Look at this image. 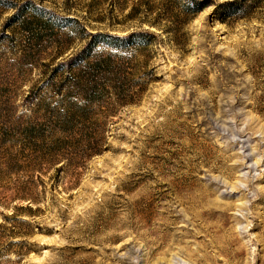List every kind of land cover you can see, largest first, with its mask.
<instances>
[{
    "label": "rangeland",
    "instance_id": "rangeland-1",
    "mask_svg": "<svg viewBox=\"0 0 264 264\" xmlns=\"http://www.w3.org/2000/svg\"><path fill=\"white\" fill-rule=\"evenodd\" d=\"M0 264H264V0H0Z\"/></svg>",
    "mask_w": 264,
    "mask_h": 264
},
{
    "label": "trees",
    "instance_id": "trees-1",
    "mask_svg": "<svg viewBox=\"0 0 264 264\" xmlns=\"http://www.w3.org/2000/svg\"><path fill=\"white\" fill-rule=\"evenodd\" d=\"M98 36H104V34H101V33H97L94 35V37H98ZM106 37H108V39H114L115 37L114 36H111V35H106ZM111 41V40H110Z\"/></svg>",
    "mask_w": 264,
    "mask_h": 264
}]
</instances>
